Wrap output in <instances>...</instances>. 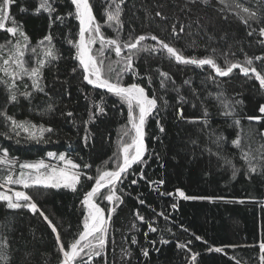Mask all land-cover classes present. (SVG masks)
Instances as JSON below:
<instances>
[{
	"label": "trees",
	"instance_id": "trees-1",
	"mask_svg": "<svg viewBox=\"0 0 264 264\" xmlns=\"http://www.w3.org/2000/svg\"><path fill=\"white\" fill-rule=\"evenodd\" d=\"M229 3L232 0H228ZM249 7H254L257 0H243ZM93 5L94 15L98 23L102 25V32L108 38L115 39L117 32L116 23L112 26L105 23L104 8L106 0H90ZM39 0H15L11 7V16L21 24L30 38L31 46H35L45 35L54 36V44L59 51L60 59L53 62L43 70V83L47 95L36 94L31 104L20 98L17 104H8V115L17 120H30L35 124H44L55 128L56 134L51 135V140L44 144L22 143L16 144L15 140L6 139L0 135V148H9L11 154L20 161H33L47 158L48 151L65 152L71 154L75 162L82 167L85 163L91 167L85 169L88 175L96 176L97 170L110 169L112 162L109 157L117 151L119 134L127 124V108L119 103L116 97L103 93L106 101V114L96 118L89 125L92 137L89 146L83 144V121L88 119L89 102L85 100V94L90 93L92 98L99 102L101 89L93 90L83 82V70L72 57L75 49L68 44L67 39H77L78 22L72 18L65 25L55 24L49 30L47 13L35 14ZM264 5V0H261ZM21 7L27 9L21 12ZM121 27L119 37L121 41H127L131 35L133 38L139 35H156L170 45L181 51L187 58L197 59L210 57L221 67L227 63L239 62L244 64L246 58L253 60V65L259 71L264 72V63L256 61V56L264 55V44L258 34V24L251 27L245 25L241 16L235 14L233 9H220L223 5L218 0H209L208 5L202 3L187 4L186 0H125L121 5ZM71 10V5H60L59 14H66ZM162 13L157 17L155 13ZM225 15L227 18H225ZM11 23V22H9ZM185 26V31L180 32V25ZM176 25L177 35H172V27ZM256 28L257 31L249 36L248 32ZM71 29V32L69 31ZM8 38V34L0 31V42ZM142 45H151L159 48L150 38L141 42ZM99 43L93 45L94 51L99 49ZM105 71L110 62L116 61L114 51H106ZM122 55H126L122 53ZM37 58H43L40 50L36 54L26 52L25 59L32 65ZM137 71L142 79L138 78L141 86L145 87L149 95L153 92L157 96L164 95L171 103V107L161 112L164 117L165 133H159L155 120H150L146 127V144L149 152H153V158L144 166L145 179L138 180L136 185H130V176L125 183L124 192H118L123 203L113 215L114 223L111 226L106 256L108 264H121L122 248L132 252L131 264H189L193 252L198 253V264H240L247 261L248 264H259V243L264 242V180L259 176H253L251 180L245 179L244 161L240 158L239 150L232 147L231 141L236 138L237 128L232 125L233 118H225L219 115L220 109L213 99L208 98L209 92L215 94L218 89L207 80L209 75L215 77V72L209 66L199 68L195 65H182L176 63L174 58H169L166 51L141 52L135 60ZM119 67L118 65H113ZM77 70L73 72V68ZM158 70L169 74L167 81L171 88L172 81L180 87V94L188 103L183 104V115L195 120L202 117L201 100L204 101L210 112L211 128L222 132L225 136L223 155L231 158L235 167L240 168L236 179H232V172L222 160L216 156H209L207 152L201 153L198 149L195 156L192 155L191 139H199L201 147L208 144L203 133L198 132L197 125L185 121H177L175 108L177 94L173 91L165 92L160 88ZM151 76L152 86L149 87L148 76ZM221 82L225 95L230 99H241L243 104L238 106L239 117L245 130L251 127L254 130L264 131V113L259 112V106L264 104V90L254 77L251 79L243 76L239 68L234 69L228 77H215ZM185 80H191V87L184 84ZM27 83H31L25 77ZM130 75L124 77V83H131ZM192 88L196 89L200 99L192 94ZM7 96L0 86V106L6 103ZM162 103V102H161ZM195 103L196 107H193ZM51 104L54 111L46 113L45 109ZM31 109V110H30ZM72 111L74 118L79 123V130L69 121L73 117H67L64 113ZM40 113H44L41 115ZM248 116L261 117V121H249ZM232 125V126H230ZM5 129L0 126V133ZM153 136L161 137L160 141H153ZM264 139V138H262ZM215 150V146L211 145ZM255 147V145H253ZM161 155L164 168H161L155 160V154ZM147 159V157H145ZM105 161H109L105 165ZM55 163V162H54ZM140 166H136L139 171ZM163 180L164 184H153L150 181ZM82 183L77 185L78 191L69 190H44L27 189L33 201L49 217L61 234L62 241L67 245L77 227L83 219V206L80 200L85 191L89 190L94 180L81 177ZM177 189L183 190L190 196L224 197L227 201L245 200L251 201L244 204L224 202L220 200H179L172 196H161L160 192L175 193ZM3 189H0V191ZM20 190H23L20 188ZM107 194V189L102 190ZM145 201L144 204L138 202ZM97 202L102 208L109 207L103 197ZM176 203L178 210L174 211L170 205ZM139 211L148 221H155L156 233H148L147 223L142 224L135 219ZM164 212L171 216L165 221L163 216L156 213ZM136 224L139 231L132 228ZM188 229L187 232L184 229ZM171 229V231H166ZM0 234L7 238L9 244L8 260H0V264H59L58 248L55 245V237L43 217L39 213L33 214L27 209L7 210L0 204ZM135 235L137 244H131V237ZM169 240L167 245L161 246L159 238ZM199 235L203 241H197ZM113 239L115 248H113ZM156 240L155 247L161 248L157 253L153 245L149 243ZM187 249H179L177 243H187ZM228 245H242V247L230 248ZM209 247H223L221 253L208 252ZM141 248H148L150 255L145 258L141 254ZM191 249V251H188ZM233 257V258H230ZM104 264V258H97ZM127 264V260H125Z\"/></svg>",
	"mask_w": 264,
	"mask_h": 264
},
{
	"label": "snow or ice",
	"instance_id": "snow-or-ice-1",
	"mask_svg": "<svg viewBox=\"0 0 264 264\" xmlns=\"http://www.w3.org/2000/svg\"><path fill=\"white\" fill-rule=\"evenodd\" d=\"M124 2L125 0H106L107 7L104 8L105 23L108 26H112V22L116 23V28L113 29L117 32L115 39L108 38L102 32V25L98 23L97 17L94 15L93 5L90 0H39L38 7L34 10L35 14L47 13L49 30L57 23L66 26V21L69 18L78 22V38L75 40L67 39L68 44L75 49V55L72 58L78 62L79 67L83 70V82L90 85L93 90H102L101 93H98L100 96L99 102H96L90 93L85 94V100L89 102V107L88 119L83 121L84 146H89V141L92 137L89 125L94 123L97 117L106 114V101L103 93L116 97L119 103L127 108V124L118 136L117 151L113 153L112 157H109L112 167L105 170L98 169L95 177L88 175L84 171L91 167L90 164L85 163L82 167L75 162L71 154H66L65 152L48 151L46 156L48 161H55V163H52L46 162L43 158L33 161H20L11 154L9 148H0V189H3V191H0V204L7 210L27 209L29 212L33 214L39 213L43 217L54 234L55 245L58 248L59 264H101V261L97 259L100 257L104 258V264H108L106 248L111 226L114 223L113 215L124 202L117 193L125 191L122 186L128 182L130 176L136 177L130 180V185H136L138 180L145 179L144 166L153 158V152H155V149H153V152L148 151L145 139L147 135L146 127L149 121L155 120L159 133L164 134L166 131L162 122L164 117L161 116V112L172 105L164 95L157 96L155 92L149 95L145 87L138 82V78L142 79V77L137 71L135 60L141 52L149 51L150 48L153 52L164 50L168 57L174 58L178 64L195 65L199 68H203L206 65L209 66L215 72V77H228L233 73L234 69L239 68L243 76L249 79L254 77L259 83L260 89L264 90V72L252 66V59L246 58L244 64L232 62L227 63L226 67H221L210 57L200 59L195 57L187 58L176 47L156 35H151L150 37L139 35L135 38L130 35L127 41H121L119 29L121 27V5ZM14 3L15 0H0V31L8 34V38L0 42V86L3 87L7 96L6 103L0 106V126L5 129L0 135H3L6 139L15 140L16 144L32 142L46 144L51 140V135L56 134L57 130L55 128L44 124L38 125L30 120H17L14 116L8 115L6 109L8 104L19 103L21 97L31 104L36 94L43 93L47 95L43 83V70L59 60L60 55L54 44V36L51 31L42 40L38 41L35 46H31L29 36L21 24L17 23L11 16L10 10ZM197 3L208 5L209 0H186V6L187 4ZM218 3L223 5V8L220 9L222 14L224 9H233L237 16H240L241 13L243 14L241 19L245 25L251 27L252 24H258V34L261 38L258 42L264 44V5L261 4V0H257L254 7L247 6L243 0H232L231 3L228 0H218ZM61 4L65 6L70 4L71 10L64 15L59 14L58 9ZM20 10L21 12L27 11L24 7H21ZM155 15L165 19L159 11ZM225 18H227L226 15ZM69 31L71 32V29ZM179 31L184 32L185 26L181 24ZM256 31V28H252L248 35L252 36ZM172 35H177L176 25L172 27ZM149 38L155 41L159 48L151 45H142L141 42ZM97 43H99L100 47L94 51L93 45ZM38 49L43 54V58L35 59L34 63L30 65L29 61L25 59V54L28 51L36 54ZM106 51H114L117 59L114 62H110L105 71ZM125 52L126 55H122ZM255 60L264 63V55L256 56ZM114 64L119 67H114ZM76 70L74 67L73 72ZM127 75L131 76V83H124V77ZM158 75L161 78L160 88L165 92L173 91L177 94L179 107L174 110L176 120L197 125L196 130L203 133L209 142L201 147L199 139H191L189 143L193 146L192 155L195 156L199 149L201 153L207 152L209 156H216L226 166L230 167L232 179H236L241 169L233 165L230 157L223 155V142L226 138L222 132H217L211 128L210 112L204 101L201 100L200 105L202 117L195 120L186 118L183 115V104L188 103V101L180 94V87L175 86V81H172L173 86L171 88L168 87L167 81L170 80L168 73L158 70ZM25 77L31 82L30 84L25 81ZM215 77L209 75L207 80L211 81L218 91L215 94L209 92L208 97L205 99L211 98L215 101L216 106L220 109L219 115L225 118H233L232 125L237 128V135L231 141V145L239 150L240 158L244 161L245 179L251 180L253 176H259L261 180H264V139H262L264 138V131L254 130L251 127L245 130L242 125V118L238 114V106L243 104V100L228 98L221 86V82L216 80ZM152 79L149 75V87L152 86ZM191 83V80L184 81V84L189 87H191ZM191 90L196 99H200L196 89L192 88ZM193 107H196L195 103H193ZM53 111L54 106L51 104L45 109L46 113ZM259 112L264 113V104L259 106ZM40 114L43 115L44 113ZM63 115L73 117L69 122L79 130L80 122L75 120L72 111H68ZM247 119L249 121H257V123L261 121V117L256 116H248ZM160 140L161 137L153 136L154 142ZM211 145L215 146V150ZM155 160L161 168H164V163L159 153L155 154ZM109 161H105V165ZM136 166H140L138 172L136 171ZM85 176L89 181L94 180V183L89 190L84 192L83 198L80 200V205L83 206V219L75 233L71 234L73 238L66 245L62 241L61 234L57 231L56 226L25 190L36 188L60 191L63 189L76 193L78 191L77 185L82 183L81 177ZM153 184L163 185L164 181L149 182L150 187ZM11 186H20L23 190H15ZM103 189H107L106 195L102 193ZM160 195L172 196L174 200L178 198L186 201L220 200L240 204L251 202L245 200L227 201L224 197L190 196L186 195L181 189H177L175 193L160 192ZM101 196L108 202L109 207L102 208L97 202ZM138 202L140 204L145 203L143 199H139ZM261 203L264 204V201H261ZM170 207L174 211L178 210L176 203L171 204ZM156 215L163 216L165 221H167L171 213L166 215L164 212H158ZM135 219L142 224L147 223L148 230L144 233L146 239L148 233H156L158 231L157 227L153 226L155 221H148L139 211L136 212ZM132 228L139 231L136 224H132ZM166 231H171V229H166ZM184 231L187 232L188 229L185 228ZM195 239L207 243L199 235H196ZM112 243L113 248H115L114 239ZM149 243L153 245L157 253L161 251V248L155 247L156 240H151ZM168 243L169 240L161 235L159 244L163 246ZM191 243L192 241L190 240L187 243L178 242L177 247L179 249H187L188 244ZM131 244H137L135 235L131 237ZM9 247L7 238L0 234V260H8ZM226 247L237 248L242 247V245H228ZM258 247L259 264H264V242H260ZM188 251H191V249H188ZM207 251L210 253H221L224 248L209 247ZM141 254L147 258L150 255V251L148 248H141ZM198 255V253L193 252L190 256L189 264H198ZM121 257V264H125V260H127V264H131L132 252L129 249L122 248ZM237 264H240V262L238 261ZM243 264H248V262L245 261Z\"/></svg>",
	"mask_w": 264,
	"mask_h": 264
},
{
	"label": "rangeland",
	"instance_id": "rangeland-1",
	"mask_svg": "<svg viewBox=\"0 0 264 264\" xmlns=\"http://www.w3.org/2000/svg\"><path fill=\"white\" fill-rule=\"evenodd\" d=\"M46 162L54 163L55 161H48V158H46ZM11 187H13L15 190H20V186H11ZM1 191H3V190H1Z\"/></svg>",
	"mask_w": 264,
	"mask_h": 264
}]
</instances>
